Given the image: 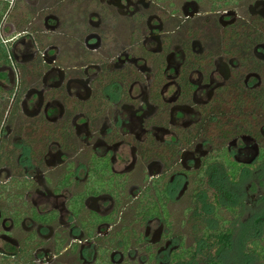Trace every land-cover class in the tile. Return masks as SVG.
<instances>
[{
	"label": "flooded vegetation",
	"instance_id": "obj_1",
	"mask_svg": "<svg viewBox=\"0 0 264 264\" xmlns=\"http://www.w3.org/2000/svg\"><path fill=\"white\" fill-rule=\"evenodd\" d=\"M243 197L264 0H0V264H264Z\"/></svg>",
	"mask_w": 264,
	"mask_h": 264
},
{
	"label": "rangeland",
	"instance_id": "obj_2",
	"mask_svg": "<svg viewBox=\"0 0 264 264\" xmlns=\"http://www.w3.org/2000/svg\"><path fill=\"white\" fill-rule=\"evenodd\" d=\"M249 181H244L241 184L239 191H245L248 186ZM243 201V208L241 214L237 219L233 221L235 224L234 228V244L233 249L228 252L227 257L229 261H232L240 256L241 248L246 242V240L253 238L258 231V221L259 218L264 219V203L258 204L261 206L258 210L253 208L254 201L248 200L246 201L244 197L241 199Z\"/></svg>",
	"mask_w": 264,
	"mask_h": 264
},
{
	"label": "trees",
	"instance_id": "obj_3",
	"mask_svg": "<svg viewBox=\"0 0 264 264\" xmlns=\"http://www.w3.org/2000/svg\"><path fill=\"white\" fill-rule=\"evenodd\" d=\"M218 206H220V203L219 202H217L216 203ZM218 216V215H217ZM230 231L228 230V234H227V237L225 238L226 239V241H227V246L229 247L230 246V238H231V235H230ZM263 233V235H264V230H262L261 231V234ZM218 238L219 239H223V237L220 235V236H218Z\"/></svg>",
	"mask_w": 264,
	"mask_h": 264
}]
</instances>
